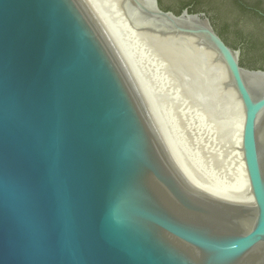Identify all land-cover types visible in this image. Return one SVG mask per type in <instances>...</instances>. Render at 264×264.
Instances as JSON below:
<instances>
[{"label":"water","instance_id":"95a60500","mask_svg":"<svg viewBox=\"0 0 264 264\" xmlns=\"http://www.w3.org/2000/svg\"><path fill=\"white\" fill-rule=\"evenodd\" d=\"M120 10L196 85L212 82L195 53L223 68L252 201L182 175L84 0H0V264H264V71L204 14Z\"/></svg>","mask_w":264,"mask_h":264},{"label":"bare ground","instance_id":"6f19581e","mask_svg":"<svg viewBox=\"0 0 264 264\" xmlns=\"http://www.w3.org/2000/svg\"><path fill=\"white\" fill-rule=\"evenodd\" d=\"M84 2L87 4L110 42L116 49L143 100V103L154 123L156 130L158 131V134L160 135V138L182 175L194 186L210 194L234 202L250 203L252 198L249 192L247 177L240 152L243 116L238 101H235L239 112L234 141V147L237 155L236 168L232 172L231 176H226L223 173H221V175H217L216 172L219 171L216 170H220L219 168L221 167H219V163L209 164L210 166L208 168L203 169L198 163H194L191 160L192 158L189 159L186 153L185 146L187 142H191V140L194 142L195 136H198L197 133L204 129L206 131L207 127L204 126L205 124L203 125L200 123L201 125L197 126V132L195 131L196 129L192 128L194 126L191 127L193 124L190 125V119L186 120L182 117V113L180 114V108H182V106L174 93L175 91L179 93L180 87H176L178 84V86L181 85L179 83V78H174L175 80L178 79V84L172 82L175 81L172 79L173 75H171L172 77H169L172 81L170 79V81L167 80V76H169L167 70L171 71V69H167L168 66L166 67L165 60L162 56L163 51L160 49L158 50L156 47V44L160 45L162 43H166V41L160 40L158 37L148 33L135 32L132 30L120 10L121 0H84ZM174 62L177 64V61L173 58V63ZM219 67L222 69L221 71H223V68L221 66ZM219 67L217 68L219 69ZM177 69L179 72L184 74L182 70L180 71L179 68ZM179 72L177 71L178 75L180 74ZM165 74L168 75L165 76ZM184 75L183 78L180 79L184 80L185 77V79H187L185 83L192 90V93H195L193 81H191L188 76L186 77V75ZM183 80L182 82L184 83L185 80ZM195 89L197 90V88ZM201 109L196 110L195 113H198L197 115H199L203 112ZM194 110L195 109H193V113ZM197 122L199 121L197 120ZM203 144L204 143H202V145Z\"/></svg>","mask_w":264,"mask_h":264},{"label":"rangeland","instance_id":"374dc122","mask_svg":"<svg viewBox=\"0 0 264 264\" xmlns=\"http://www.w3.org/2000/svg\"><path fill=\"white\" fill-rule=\"evenodd\" d=\"M191 1H195V0H161L162 5L164 7H170V6L178 7L181 3H186ZM199 7L203 8L208 13L204 15L209 20V22L211 19L216 29L222 32L225 35V37L230 41L234 40V37L230 32L226 30L224 26L226 22H231L233 23V25L234 24L236 25L239 21L248 22V23L253 21L251 18L248 17V15L239 14V10L236 9V7L234 6L233 0H201ZM178 45L180 47H189L188 46L189 44L187 45L186 42H182V41L178 42ZM195 54L197 55L196 59L198 63L204 65L207 73V78L212 83H214L213 87L211 83L207 88H203L202 85L200 86L199 84L196 85L193 83L195 93H192V90L185 83L187 80L185 79V77H184L185 81L182 79L184 83L180 79L183 78V75L184 74L186 75V73L184 72V74H182V72H179V70L175 68L174 64L171 62L172 60L169 57L162 55L163 59L165 60L166 67L168 66L167 69H171L172 71L171 72L167 70L168 71L167 73L169 74V76H167V80L172 81V79L174 78H179L180 82L179 81L178 82L182 85V86L181 85L178 86L179 85L177 82L178 79L176 80L174 79L177 83L175 81H172L175 84H178L176 87H180L179 93H177V91L174 92L175 96L177 97V100L181 103L182 106V108H180L182 111V112L180 111V114L182 113V117L184 119L186 120L190 119V125L193 124L191 125V127L194 126L192 128L196 129L195 131L197 132H198V127H197L198 125L205 124L204 126L207 127L206 130L207 133L205 129L200 130L197 133L198 136H195L194 142L193 140H191V142L190 141L187 142L185 146L186 153L189 159L192 158L191 160L196 164L198 163L201 168L206 169L210 166L209 164L219 163V167L220 166L221 167L218 168L222 170L221 171L216 170L219 171L216 172V174L221 175V173H223L226 176L227 175L231 176L237 164L236 163L237 155H236V149L234 147V141L236 136L235 129H237L239 112H238L237 104L235 102L236 100L233 97V95L229 92L227 93H221L219 91L217 92L218 85H221L225 81L224 78L225 74L223 73V71H221L222 69L219 66H217V64L213 63V57L206 54L205 52H199ZM244 63L247 66L253 64L254 61L250 60L248 57H244ZM217 67H219L220 70ZM177 71L180 73L179 75L177 74ZM173 73H175L176 76ZM168 74H165V76ZM171 75H173V77ZM170 76L172 77V79L169 78ZM195 88H197V90ZM193 109H195L194 113L196 110L201 109L203 111L200 113L202 116L200 114L197 115L198 113L197 114L195 113L194 116ZM197 120L199 122H197ZM202 143L204 144L202 145ZM192 149L194 151L196 150L195 153ZM197 156L199 157V159Z\"/></svg>","mask_w":264,"mask_h":264},{"label":"flooded vegetation","instance_id":"af4514ba","mask_svg":"<svg viewBox=\"0 0 264 264\" xmlns=\"http://www.w3.org/2000/svg\"><path fill=\"white\" fill-rule=\"evenodd\" d=\"M158 3L162 10L176 14L174 11L176 10L175 7H164L161 0H158ZM233 3L236 9L239 10V14H246L253 21L249 23L239 21L236 25L226 22L224 26L234 37L232 41L228 40L222 32L218 31L210 19L211 25L230 49L240 51V65L242 67L249 69L244 63V57H248L254 61L252 64L254 67H264V0H233ZM192 7L193 4L185 5L181 12L187 10L190 14H208L203 8L194 11ZM260 70L264 71L263 69Z\"/></svg>","mask_w":264,"mask_h":264},{"label":"trees","instance_id":"16d2710c","mask_svg":"<svg viewBox=\"0 0 264 264\" xmlns=\"http://www.w3.org/2000/svg\"><path fill=\"white\" fill-rule=\"evenodd\" d=\"M200 2H201V0H195V1H191V2L181 3L178 7H175L176 10H174V11H175L176 15H179L182 8L188 4H193L192 9H194V11L201 10V8L199 7ZM247 67H249V70H260V69L264 70V67L257 68V67H254V65H252V64H250V66L247 65Z\"/></svg>","mask_w":264,"mask_h":264}]
</instances>
